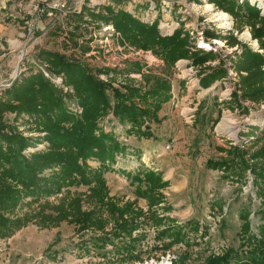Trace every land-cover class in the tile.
<instances>
[{
  "label": "trees",
  "instance_id": "obj_1",
  "mask_svg": "<svg viewBox=\"0 0 264 264\" xmlns=\"http://www.w3.org/2000/svg\"><path fill=\"white\" fill-rule=\"evenodd\" d=\"M121 2L123 0H117L116 5ZM208 2L233 18L235 30L242 32L248 28L252 39L258 42L259 49L255 51L233 33L204 32L208 39L226 41L229 47H237L229 58H235L231 61L240 80L227 106L248 113L249 107L243 106L241 101L264 102V13L249 0ZM74 15L79 22L89 16L112 25L115 32L131 45L154 52L164 61L167 75L147 73L137 62H127L125 71L94 70L89 64L59 51L41 49L36 55L37 61L45 64L51 74L62 75L74 94L64 95L42 71L34 69L21 73L10 87L2 90L0 239H10L30 224L53 228L68 223L79 233L92 231L90 241L95 247L105 248L111 244L115 253L126 257L121 261L131 262L138 259L136 248L144 239L142 234L134 237V232L141 227L138 219L144 212L135 210L131 203L121 206L109 195L105 175L112 171L118 156L127 148L112 131L106 130L102 122L108 117L125 126L129 136L155 137L152 125L163 122L159 114L172 98L170 76L177 62L185 59L198 66L214 62L219 56L213 50L198 48L184 26L172 35H162L160 19L148 23L123 8L112 5L90 8L85 3L81 13ZM78 31L75 26L70 35L75 46ZM86 45L81 46L85 48L84 52L89 51ZM219 64L200 74L203 88L207 89L227 76L224 61L220 60ZM133 73L141 74L147 87L137 86L129 80L121 88L110 90L111 86L99 77ZM73 103L82 109V115L71 110ZM9 113L15 114L16 121L24 118L23 124L33 127L37 134L25 135L19 131L17 125L6 120ZM249 136L254 137L250 147H219L218 151L225 156L209 160L207 166L222 172V177L232 183H245L247 172L252 173L257 197L262 200L261 236L252 232L249 212L242 213L240 253L228 249L221 254H210L204 264H264V130L256 134L255 129ZM93 161L98 166H91ZM130 178L137 185V197L147 200L151 213L155 214L153 209L163 203L162 190L169 182L162 174L143 167ZM53 199L59 200L53 202ZM84 203L91 207L84 209ZM109 225H112L110 229ZM186 226L191 232L199 231L196 221L191 220ZM166 237L172 239L171 244L189 239L184 228L176 231L169 226L159 234V239Z\"/></svg>",
  "mask_w": 264,
  "mask_h": 264
},
{
  "label": "rangeland",
  "instance_id": "obj_2",
  "mask_svg": "<svg viewBox=\"0 0 264 264\" xmlns=\"http://www.w3.org/2000/svg\"><path fill=\"white\" fill-rule=\"evenodd\" d=\"M12 1L16 7L14 12L21 15L27 12L38 15L40 9L47 7L50 11L41 16H46L42 19L46 36L53 38L50 44L52 47L47 49L81 60L94 70L125 71L127 62H137L145 67L146 72L167 75L164 71L165 63L159 56L131 45L120 33L115 32L112 25H105L89 16L79 22L74 15L75 10L82 11L85 3L90 8L105 5L123 8L148 23L160 19L162 35H172L176 29L184 26L198 48L213 50L219 59L198 66L185 59L177 62L170 79L172 85L173 81L175 84L179 83L183 91L175 92L174 101L171 92L173 107L171 105L169 109L170 118L164 124L162 122V126L152 125L155 137L129 136L125 126L112 122L108 117L102 122L106 130L112 131L127 148L123 155L118 156L112 171L105 175L109 195L121 206L131 203L135 210L144 212L138 219L141 227L134 232V237L141 234L144 236L136 248L138 259L121 261L126 257L122 258V255L115 253L113 245L95 247L90 241L94 234L92 231L79 233L74 225L68 223L53 228H40L30 224L12 238L0 239V264H204L205 258L210 254H221L228 249L240 253L243 224L240 216L245 212L250 214L252 232L260 238L259 226L263 224L262 200L257 197L252 173L247 172L245 183H232L222 177V172L211 170L207 166L209 160L225 156L218 151L219 147L239 145L248 148L254 139L249 136L250 132L256 129L257 134L264 130V102L254 104L241 101L243 106L249 107L248 113L238 107L232 109L227 106L232 93L238 89L240 80L231 61L235 58H229L237 47H229L226 41L208 39L204 34L205 31L222 35L233 33L239 41L257 51L258 42L252 39L248 28L242 32L235 30L233 18L218 10L208 0H123L118 5L117 0H65L66 13L49 9L48 5L52 6L58 0L8 2ZM18 1L22 3L21 6ZM251 1L256 2L264 13V0ZM222 12L228 15L229 20H220ZM12 19L9 18L7 22H12ZM26 21L28 20H24ZM34 22L29 20L26 25L28 31ZM75 26L79 28L77 46L70 36ZM30 33L40 35L41 27L39 26L38 32ZM84 44H87L89 51L84 52L85 48H81ZM36 49L38 47L25 51V55L21 56V73L31 69L42 71L66 95L56 80L63 79L66 85L64 77L51 74L45 64L38 62L36 55L41 49L35 53ZM220 60L225 63L227 76L211 87L203 88L200 85V74L220 66ZM16 76L17 74L0 85V97H3L2 90L10 87L18 77ZM99 77L111 86L110 90L112 87L121 88L129 80H133L137 86L147 87L141 74H102ZM22 119L16 121L15 114H6V120L17 125L25 135L37 134L33 127L23 124ZM90 164L98 166L94 161ZM142 167L162 174L164 180L169 182V186L162 190L163 203L153 209L155 214L151 213L147 200L137 197V185L131 182L130 175H134ZM58 200L53 199V202ZM90 207L84 203V209ZM191 220L198 222V232H191L186 226ZM168 226L176 231L184 228L189 239L184 243L174 244H171L172 239L169 237L159 239L160 232Z\"/></svg>",
  "mask_w": 264,
  "mask_h": 264
},
{
  "label": "crops",
  "instance_id": "obj_3",
  "mask_svg": "<svg viewBox=\"0 0 264 264\" xmlns=\"http://www.w3.org/2000/svg\"><path fill=\"white\" fill-rule=\"evenodd\" d=\"M8 1L10 0H0V85L18 73V65L21 64V56L25 53V51L29 52L30 49L38 47V49L34 51L37 53L42 48H51L52 46L50 44L53 40L52 37H47L44 31L45 28L42 19L44 20L46 16L41 17L31 12L21 15L14 12L16 9V7L13 6L14 2ZM20 1H18L19 6L22 5ZM19 10L21 11V9ZM9 18H13L11 20L12 22H7ZM26 19L28 21L24 22ZM29 20H34L39 24L41 27L40 35H33L26 29V25ZM49 27L50 26H48V28ZM22 64H25V62ZM172 87L174 101L175 92L177 91V93H181L183 88L179 85V83L175 84L174 81ZM171 105L173 107L172 100L163 105L159 114L160 118L163 119V124L170 118L171 114L169 109ZM158 130L159 129H157V131Z\"/></svg>",
  "mask_w": 264,
  "mask_h": 264
},
{
  "label": "built area",
  "instance_id": "obj_4",
  "mask_svg": "<svg viewBox=\"0 0 264 264\" xmlns=\"http://www.w3.org/2000/svg\"><path fill=\"white\" fill-rule=\"evenodd\" d=\"M251 2V4H256V2H252L251 0H249ZM66 1L65 0H58V2H56L54 5H48L49 9H52V10H55V9H58L60 10L61 12H67V6H66ZM50 11L48 10V8H42L39 10V14L40 16H43L44 14H47V12ZM81 10H75V13H80ZM36 31L38 32L39 31V25L34 22V24H32L31 26V30L30 32L32 33H36ZM57 82L59 83V87L66 93H70V94H73V89L71 87H68L66 86L64 83H63V79H60V78H56ZM4 87H6L5 85H3ZM8 87V86H7ZM71 110L74 112V113H82V109L80 107H78L75 103H73L71 105ZM79 115V114H78ZM169 148V147H167Z\"/></svg>",
  "mask_w": 264,
  "mask_h": 264
},
{
  "label": "bare ground",
  "instance_id": "obj_5",
  "mask_svg": "<svg viewBox=\"0 0 264 264\" xmlns=\"http://www.w3.org/2000/svg\"><path fill=\"white\" fill-rule=\"evenodd\" d=\"M220 15H221V17H220V20L221 21H227V20H229L228 18V15L226 14V13H220ZM228 24V23H227Z\"/></svg>",
  "mask_w": 264,
  "mask_h": 264
},
{
  "label": "water",
  "instance_id": "obj_6",
  "mask_svg": "<svg viewBox=\"0 0 264 264\" xmlns=\"http://www.w3.org/2000/svg\"><path fill=\"white\" fill-rule=\"evenodd\" d=\"M25 53H26V52H25ZM25 53H24L23 55H25ZM20 73H21V65H19V67H18V73H17V76H19ZM17 76H16V77H17Z\"/></svg>",
  "mask_w": 264,
  "mask_h": 264
}]
</instances>
